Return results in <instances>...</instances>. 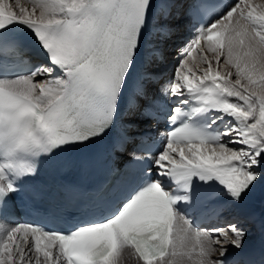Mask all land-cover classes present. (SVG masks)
I'll use <instances>...</instances> for the list:
<instances>
[{"label":"snow or ice","instance_id":"1","mask_svg":"<svg viewBox=\"0 0 264 264\" xmlns=\"http://www.w3.org/2000/svg\"><path fill=\"white\" fill-rule=\"evenodd\" d=\"M182 7L181 0H162V20L180 17ZM156 8L153 0H0V50L27 54L15 35L23 29L44 55L25 72L0 58V219L13 197L27 195L38 158L105 136L122 93L131 89V115L159 122L151 72L133 77L142 29ZM203 23L161 89L181 98L164 117L176 126L160 133L156 150L132 154L137 175L113 169L111 186L66 192L61 208L98 219L81 218L64 231L0 225V264H226L229 246L242 247L247 228L238 218L200 227L185 212L224 193L242 207L264 192V0L225 3ZM155 30L170 34L166 23ZM152 57L149 50L145 65ZM186 95L199 104L187 115ZM205 112L219 114L212 124L231 119L223 131L198 127L195 117ZM121 182L127 191H119Z\"/></svg>","mask_w":264,"mask_h":264},{"label":"bare ground","instance_id":"2","mask_svg":"<svg viewBox=\"0 0 264 264\" xmlns=\"http://www.w3.org/2000/svg\"><path fill=\"white\" fill-rule=\"evenodd\" d=\"M183 1L186 2L189 0H181V2ZM160 2H162V0H155L157 8L153 10V20L157 16ZM254 2L259 3L260 0H254ZM184 22H186V19H184L182 16L178 17L175 15H173V17H171L168 21H164V23L168 24L169 27H172L174 30L170 39L167 40L164 44V50L167 54V61L164 64H158V66L156 64H153L151 67H149L150 72H156L161 75V82L170 78L172 79L174 77L177 70L176 66L182 58L181 47L189 41L190 35L183 29ZM144 49L145 45H143L140 53L142 57ZM242 207H244L245 215L235 214L233 213V208H231L225 215H223L220 223L217 226L222 227L227 221H232L238 218L241 223L245 224L247 228V235L245 237L244 244L239 249H250L255 247L259 243L261 235L259 233V229L255 228V226H253L249 221L245 220V217L248 215V213L253 212L257 209L261 211V215L264 217V192H262L259 196L253 198L249 203ZM239 249L230 245L228 253L237 251ZM126 264H133V261L129 259Z\"/></svg>","mask_w":264,"mask_h":264},{"label":"rangeland","instance_id":"3","mask_svg":"<svg viewBox=\"0 0 264 264\" xmlns=\"http://www.w3.org/2000/svg\"><path fill=\"white\" fill-rule=\"evenodd\" d=\"M179 63H180V62H179ZM179 63L177 64L176 68H178V66H179ZM257 236H259V235H257Z\"/></svg>","mask_w":264,"mask_h":264}]
</instances>
